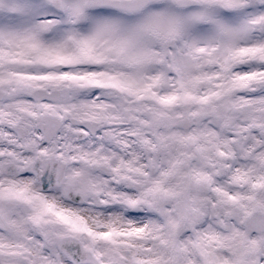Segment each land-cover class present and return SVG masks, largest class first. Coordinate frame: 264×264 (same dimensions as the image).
Instances as JSON below:
<instances>
[{"label":"snow or ice","instance_id":"1","mask_svg":"<svg viewBox=\"0 0 264 264\" xmlns=\"http://www.w3.org/2000/svg\"><path fill=\"white\" fill-rule=\"evenodd\" d=\"M0 264H264V0H0Z\"/></svg>","mask_w":264,"mask_h":264}]
</instances>
